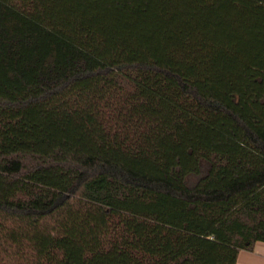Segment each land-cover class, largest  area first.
Segmentation results:
<instances>
[{"label":"trees","instance_id":"1","mask_svg":"<svg viewBox=\"0 0 264 264\" xmlns=\"http://www.w3.org/2000/svg\"><path fill=\"white\" fill-rule=\"evenodd\" d=\"M258 243L264 0H0V264Z\"/></svg>","mask_w":264,"mask_h":264},{"label":"crops","instance_id":"2","mask_svg":"<svg viewBox=\"0 0 264 264\" xmlns=\"http://www.w3.org/2000/svg\"><path fill=\"white\" fill-rule=\"evenodd\" d=\"M236 264H264V243H258L252 251H240Z\"/></svg>","mask_w":264,"mask_h":264}]
</instances>
